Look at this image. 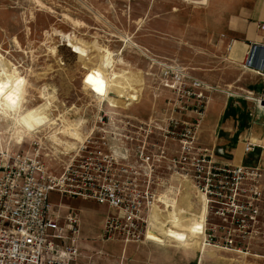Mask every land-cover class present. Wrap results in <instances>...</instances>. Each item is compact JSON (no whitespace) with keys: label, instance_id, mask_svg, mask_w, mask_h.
Masks as SVG:
<instances>
[{"label":"rangeland","instance_id":"1","mask_svg":"<svg viewBox=\"0 0 264 264\" xmlns=\"http://www.w3.org/2000/svg\"><path fill=\"white\" fill-rule=\"evenodd\" d=\"M190 2L0 0V57L4 66L13 71L17 83V95L12 103L8 102L12 112L8 109L3 112L8 105L0 104V153H16L28 149L33 141H47L48 129H43L39 135H24L20 143L16 141L15 131V119L24 110L45 101L50 103L47 113L61 118L57 120V129L61 128L59 122L65 118L70 124L81 122V135L87 133L94 114L101 107L131 114L144 121L151 116V111L159 112L165 107L168 101L164 97L171 98L174 105L177 102L178 107L188 108L191 101L179 102L157 84L155 74L160 68L156 62H166L184 67L189 76L212 88L206 92L208 104L202 122L195 115H190L189 120L199 123V145L213 151L216 159L228 161V153L235 141L251 139L245 128L253 122L264 126V92L257 94L262 86L263 78L257 75L261 69H256L258 73L254 74L250 69L255 68L248 66L253 73L247 71L245 61L228 52L234 43L227 37L229 22L241 16L249 0H206L205 6ZM63 36H70L71 40L87 47L88 56L73 54ZM99 47L108 49L115 55V60L124 62L115 63L116 70L131 71L141 79V96L129 107L122 103H114V107L110 101L115 99L114 93L101 106L102 98L85 86L84 77L89 69L98 74ZM84 66L89 69H83ZM252 87L256 91L252 95L247 94L245 91ZM213 95L225 101L231 99L222 122L229 129L218 125L204 135L205 139H199L202 127L209 119L207 108ZM61 139L69 140L65 135ZM46 143L49 145L48 141ZM173 150L176 151L177 147L174 146ZM172 186L182 189L173 190L170 198L167 195L161 201L178 197L180 208L191 206L192 210L201 212V202L196 200L189 184L179 186L173 181ZM185 193L188 195H183ZM63 204L71 208L80 220L79 257L75 264H264L261 258L240 255L229 246H206L204 233L198 235L195 243L187 239L182 244L171 240L160 243L151 237L153 243L125 244L104 240L103 222L109 213L106 206L80 199L64 200ZM160 205L163 206L162 203ZM169 209L161 207L158 213L166 215ZM190 216L187 214L183 222L185 231H189L193 222ZM249 250L252 254L262 255L260 246L249 247Z\"/></svg>","mask_w":264,"mask_h":264},{"label":"built area","instance_id":"2","mask_svg":"<svg viewBox=\"0 0 264 264\" xmlns=\"http://www.w3.org/2000/svg\"><path fill=\"white\" fill-rule=\"evenodd\" d=\"M156 64L158 86L179 102L191 101V110L164 97L165 107L151 111L144 121L101 107L74 149L37 140L26 150L0 153V264H75L80 220L74 211L61 215L64 200L106 206L104 240L153 243L147 234L153 210L166 209L161 198L182 189L173 188V181L204 195L206 246H229L264 261V168L220 161L202 148L199 123L189 116L202 122L206 92L212 88L178 64ZM257 148L251 139L244 140L245 155ZM49 162L61 171H51ZM52 194L57 205L50 200ZM253 246H260L262 255L250 253Z\"/></svg>","mask_w":264,"mask_h":264},{"label":"bare ground","instance_id":"3","mask_svg":"<svg viewBox=\"0 0 264 264\" xmlns=\"http://www.w3.org/2000/svg\"><path fill=\"white\" fill-rule=\"evenodd\" d=\"M190 3H196L204 6L207 5L206 0H191ZM77 23L78 22H76V24ZM55 35L61 34L55 33ZM63 38L64 42L67 43V47L70 48L73 54L84 58L88 56L87 47H82L78 42L71 40L70 36H63ZM97 51L100 53L98 64H96L98 65V69L96 70L98 74H95L91 69L88 68V70L87 67L84 66L85 68L83 69L88 70V73H86L84 77L85 86L89 88V90H91L93 93H95V95L100 96L102 99H106L109 95L114 93L115 99H110L113 104L122 103L123 106H129L133 102H137V100L141 96L142 91L143 83L141 82V79L136 75L134 76L135 73L131 74V71L127 72L128 70H116V68H114V64H123L124 62L120 59L115 60V55L113 54V52L102 47H99ZM253 57L254 56L252 52L245 63L252 64V66H254V68L256 69L263 68L264 58L263 65L258 66L256 65V62L253 61ZM248 66L250 67V65L245 64V67ZM256 69L250 70L258 73ZM15 80L16 78L13 75V71L8 70L4 66L3 60L0 57V104L5 103L6 105H8V102L12 103L13 98L17 95V83ZM49 104V102L45 101L42 105H37L36 107H33L26 111L24 110V112H22L21 115L17 117V119H15V131L17 132L18 136L16 141L20 143L24 135L35 136L37 134L39 135V133L43 129H48L49 135L46 136V139L47 141L52 143L51 145L56 146V148L62 147L65 151L76 148L77 144L82 141L83 136L85 135H81L80 133L81 122L78 123L76 121L74 122V124H70L67 120H65V118H62V121L59 122V124H61V128L57 129L55 127L56 125H58L57 120H61V118H55L51 116L52 114L47 113ZM113 106L116 107L115 104ZM6 109H8L10 112H12L13 110L12 107L8 105L7 108L3 109L2 111L6 112ZM17 127L19 128V130ZM60 135H65L69 140L64 141V139H61ZM252 142L261 143L258 140H253ZM183 195L186 196L188 194L185 193ZM176 198L178 197H172L171 201L162 199L163 203H165L168 208H171L168 210V212L166 211V215L160 216L156 209L153 210L150 217V224L152 225V227L149 228L147 232L148 237H151L154 240L159 241L160 243H165L166 241L171 240L176 244H182L185 243L187 239L195 243L198 235H203V222L207 213L205 197L203 194L195 195V198H197L196 200L201 202V212H198V210H192L191 206L180 208L177 204L178 202ZM187 214L191 215L190 217L193 219L189 231H185L186 227L183 226V222L185 221Z\"/></svg>","mask_w":264,"mask_h":264},{"label":"crops","instance_id":"4","mask_svg":"<svg viewBox=\"0 0 264 264\" xmlns=\"http://www.w3.org/2000/svg\"><path fill=\"white\" fill-rule=\"evenodd\" d=\"M227 37L234 41L228 52H233V55H235L239 60H244L245 62L247 61V58H249V55L253 52V60L256 62V65L262 66L264 58V0H249V3L245 7L241 16L233 18L229 22ZM247 68L248 67H245V69L249 71ZM259 72L260 74L257 75L262 76L263 79L261 81L262 86L257 94L262 91L264 92V65ZM253 91H256L255 87L249 88L245 92L252 95L254 93ZM229 101H231V99L225 101L219 96H214L211 99L206 115L209 119L207 120L205 127H202L199 139L201 137L205 139L206 136L204 137V135H208L209 132L213 128H217L218 125H222L223 128L229 129L224 126L225 123H222L224 116L228 112ZM210 107L211 111H209ZM257 124L259 123L253 122L250 126H248V128H245L248 132H250L252 141L258 140L261 142L256 143L258 145L257 151L255 153L245 155L243 152V142L246 139L235 141L233 147L231 148V152L228 153L229 156L227 159L229 162H233L234 164L242 163L252 166L257 165L260 168H264V152L260 148L264 147V126L262 124ZM48 168L55 173H59L61 171L60 168L56 167L51 162L48 163ZM50 200L53 204H58V198L56 195L52 194L50 196ZM72 211L73 210H71V208H69L66 204H63V207L60 209V213L63 216Z\"/></svg>","mask_w":264,"mask_h":264}]
</instances>
